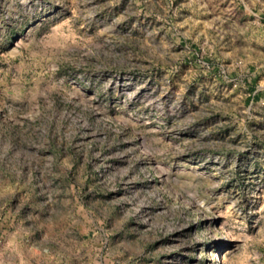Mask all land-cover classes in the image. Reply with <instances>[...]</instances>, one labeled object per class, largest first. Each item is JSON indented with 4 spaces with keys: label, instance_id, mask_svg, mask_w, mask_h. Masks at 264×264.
I'll use <instances>...</instances> for the list:
<instances>
[{
    "label": "rangeland",
    "instance_id": "rangeland-1",
    "mask_svg": "<svg viewBox=\"0 0 264 264\" xmlns=\"http://www.w3.org/2000/svg\"><path fill=\"white\" fill-rule=\"evenodd\" d=\"M0 264H264V0H0Z\"/></svg>",
    "mask_w": 264,
    "mask_h": 264
},
{
    "label": "bare ground",
    "instance_id": "bare-ground-1",
    "mask_svg": "<svg viewBox=\"0 0 264 264\" xmlns=\"http://www.w3.org/2000/svg\"><path fill=\"white\" fill-rule=\"evenodd\" d=\"M222 258L220 259L221 260V262H224V263H226L225 261V256L223 257V256H221Z\"/></svg>",
    "mask_w": 264,
    "mask_h": 264
}]
</instances>
